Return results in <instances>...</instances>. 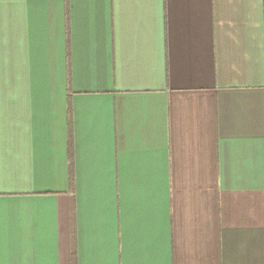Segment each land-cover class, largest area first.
I'll return each mask as SVG.
<instances>
[{
  "label": "crops",
  "instance_id": "0c3cea01",
  "mask_svg": "<svg viewBox=\"0 0 264 264\" xmlns=\"http://www.w3.org/2000/svg\"><path fill=\"white\" fill-rule=\"evenodd\" d=\"M0 264H264V0H0Z\"/></svg>",
  "mask_w": 264,
  "mask_h": 264
}]
</instances>
